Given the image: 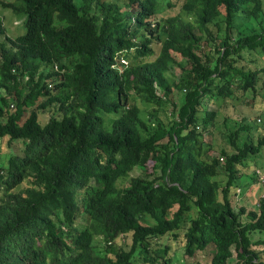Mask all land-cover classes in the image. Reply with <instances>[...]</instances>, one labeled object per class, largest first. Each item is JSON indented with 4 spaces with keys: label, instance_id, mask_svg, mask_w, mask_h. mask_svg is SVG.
Here are the masks:
<instances>
[{
    "label": "trees",
    "instance_id": "1",
    "mask_svg": "<svg viewBox=\"0 0 264 264\" xmlns=\"http://www.w3.org/2000/svg\"><path fill=\"white\" fill-rule=\"evenodd\" d=\"M160 3L0 0V264H264L263 0Z\"/></svg>",
    "mask_w": 264,
    "mask_h": 264
},
{
    "label": "rangeland",
    "instance_id": "2",
    "mask_svg": "<svg viewBox=\"0 0 264 264\" xmlns=\"http://www.w3.org/2000/svg\"><path fill=\"white\" fill-rule=\"evenodd\" d=\"M3 1H14V0H3ZM174 2V5H168L167 3ZM182 0H161L160 6H161V15L167 16V15H175L177 11L179 10V6L181 4ZM263 10H264V0H263ZM0 19L2 20V25L4 26V32L8 35H16L18 33L23 34L25 32V28L23 23L21 24L19 21L22 22L23 17L19 14H15L10 8L2 7L0 6ZM3 29V27H2ZM1 29V30H2ZM0 30V41L5 36V33H3ZM159 47H155V53H158ZM259 60V59H258ZM261 65H264V62L260 60ZM47 68H50L51 66H46ZM260 79L261 81L258 83V89L261 91L262 100L259 98H256L252 105H249L247 103L239 102V101H232V105H229L226 110H222L221 115L219 116V121L221 122L222 130L224 129L223 126V118L226 117V119L231 118H237L238 116H245L246 118H251L252 123H261L263 122L264 125V87L263 82L264 81V75L260 73ZM262 110L261 115V122L258 121L259 111ZM262 132H264L262 130ZM220 139V138H219ZM218 139V142H219ZM217 142V144H218ZM221 143V142H219ZM219 145V144H218ZM217 145V146H218ZM256 164L261 171L264 173V157L257 158ZM250 181V180H249ZM249 186L242 187L239 192V196H237V204L236 206H244L245 210L251 209L254 207L257 203L258 195H259V188L257 184H251L250 182ZM246 184V183H245ZM164 237L160 239V242H166ZM214 246L213 244H208L204 250L196 251L192 258L185 255L184 251L181 248L174 249L173 247L170 248L169 252L171 261L168 264H210V260L212 258V255L214 253ZM137 264H140L139 262H136Z\"/></svg>",
    "mask_w": 264,
    "mask_h": 264
},
{
    "label": "built area",
    "instance_id": "3",
    "mask_svg": "<svg viewBox=\"0 0 264 264\" xmlns=\"http://www.w3.org/2000/svg\"><path fill=\"white\" fill-rule=\"evenodd\" d=\"M123 61V60H122Z\"/></svg>",
    "mask_w": 264,
    "mask_h": 264
}]
</instances>
